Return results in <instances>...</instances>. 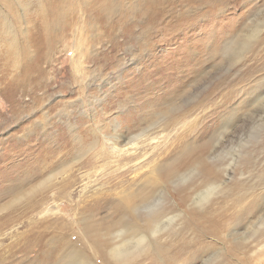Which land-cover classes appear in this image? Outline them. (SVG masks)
I'll list each match as a JSON object with an SVG mask.
<instances>
[{
    "label": "rangeland",
    "instance_id": "rangeland-1",
    "mask_svg": "<svg viewBox=\"0 0 264 264\" xmlns=\"http://www.w3.org/2000/svg\"><path fill=\"white\" fill-rule=\"evenodd\" d=\"M0 264H264V0H0Z\"/></svg>",
    "mask_w": 264,
    "mask_h": 264
},
{
    "label": "bare ground",
    "instance_id": "bare-ground-1",
    "mask_svg": "<svg viewBox=\"0 0 264 264\" xmlns=\"http://www.w3.org/2000/svg\"><path fill=\"white\" fill-rule=\"evenodd\" d=\"M111 144H112V147L111 148H112V150L114 152H119V153H123L124 152V153H128L130 151V149L124 147L125 144L124 145H120V143L118 141V138L116 139V141L111 140ZM49 178L51 179V176ZM144 239L145 238L143 236H140L135 241H133V242L131 241L132 246L130 247V249L131 248H137L139 245H141V243H142V241ZM125 244H127V243L121 244V245L113 248L112 251H111V253L113 255H117V257H125V254H127V251L129 249L128 247H125Z\"/></svg>",
    "mask_w": 264,
    "mask_h": 264
}]
</instances>
